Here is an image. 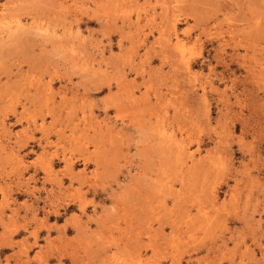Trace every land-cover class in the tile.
I'll list each match as a JSON object with an SVG mask.
<instances>
[{
  "label": "rangeland",
  "instance_id": "1",
  "mask_svg": "<svg viewBox=\"0 0 264 264\" xmlns=\"http://www.w3.org/2000/svg\"><path fill=\"white\" fill-rule=\"evenodd\" d=\"M0 264H264V0H0Z\"/></svg>",
  "mask_w": 264,
  "mask_h": 264
},
{
  "label": "bare ground",
  "instance_id": "2",
  "mask_svg": "<svg viewBox=\"0 0 264 264\" xmlns=\"http://www.w3.org/2000/svg\"><path fill=\"white\" fill-rule=\"evenodd\" d=\"M182 53H183V51H182Z\"/></svg>",
  "mask_w": 264,
  "mask_h": 264
}]
</instances>
